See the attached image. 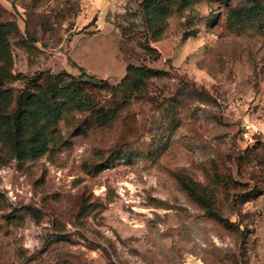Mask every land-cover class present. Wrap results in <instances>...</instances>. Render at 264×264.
Wrapping results in <instances>:
<instances>
[{
    "label": "rangeland",
    "instance_id": "1",
    "mask_svg": "<svg viewBox=\"0 0 264 264\" xmlns=\"http://www.w3.org/2000/svg\"><path fill=\"white\" fill-rule=\"evenodd\" d=\"M0 264H264V0H0Z\"/></svg>",
    "mask_w": 264,
    "mask_h": 264
},
{
    "label": "trees",
    "instance_id": "2",
    "mask_svg": "<svg viewBox=\"0 0 264 264\" xmlns=\"http://www.w3.org/2000/svg\"><path fill=\"white\" fill-rule=\"evenodd\" d=\"M258 10H259V7L249 8V9L247 10V13L254 14V13H256ZM79 70H80V76H81V77H84V78H86V79L93 80V81L96 80V77H95L94 75H90V74L86 73L85 70H84L83 68L79 67ZM32 100H33V99H31V101H32ZM31 101H29V102H31ZM36 112H37V111L32 110L31 113H32V115H34ZM23 117H24V113H22V114L20 115V118H21V119H23ZM40 141H41V139H40V136L38 135V137L34 140V142L37 143V146H34V145H33V146L30 148V151H31V152H36V151H37V147H40Z\"/></svg>",
    "mask_w": 264,
    "mask_h": 264
}]
</instances>
